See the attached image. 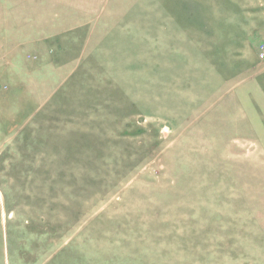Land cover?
I'll return each mask as SVG.
<instances>
[{
	"label": "rangeland",
	"instance_id": "rangeland-1",
	"mask_svg": "<svg viewBox=\"0 0 264 264\" xmlns=\"http://www.w3.org/2000/svg\"><path fill=\"white\" fill-rule=\"evenodd\" d=\"M0 264H264V0H0Z\"/></svg>",
	"mask_w": 264,
	"mask_h": 264
},
{
	"label": "built area",
	"instance_id": "built-area-1",
	"mask_svg": "<svg viewBox=\"0 0 264 264\" xmlns=\"http://www.w3.org/2000/svg\"><path fill=\"white\" fill-rule=\"evenodd\" d=\"M262 56H263V54H262Z\"/></svg>",
	"mask_w": 264,
	"mask_h": 264
}]
</instances>
